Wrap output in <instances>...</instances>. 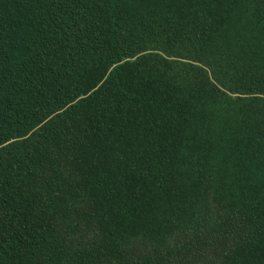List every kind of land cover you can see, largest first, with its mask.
<instances>
[{
    "label": "trees",
    "instance_id": "16d2710c",
    "mask_svg": "<svg viewBox=\"0 0 264 264\" xmlns=\"http://www.w3.org/2000/svg\"><path fill=\"white\" fill-rule=\"evenodd\" d=\"M0 264H264V0H0Z\"/></svg>",
    "mask_w": 264,
    "mask_h": 264
}]
</instances>
